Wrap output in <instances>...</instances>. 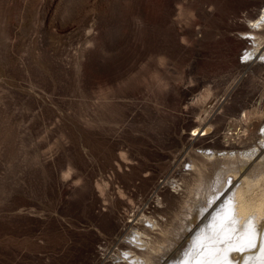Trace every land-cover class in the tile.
<instances>
[{
  "label": "rangeland",
  "instance_id": "374dc122",
  "mask_svg": "<svg viewBox=\"0 0 264 264\" xmlns=\"http://www.w3.org/2000/svg\"><path fill=\"white\" fill-rule=\"evenodd\" d=\"M263 1L0 0V264H91L157 199L153 241L176 237L182 199L217 187L221 140H259L264 64L240 62L238 35ZM186 168L182 197L156 192Z\"/></svg>",
  "mask_w": 264,
  "mask_h": 264
},
{
  "label": "bare ground",
  "instance_id": "6f19581e",
  "mask_svg": "<svg viewBox=\"0 0 264 264\" xmlns=\"http://www.w3.org/2000/svg\"><path fill=\"white\" fill-rule=\"evenodd\" d=\"M258 10L251 14L245 31L238 35L245 48L241 63L264 64V41L259 32L264 28V1ZM231 125L234 123L226 124L223 130ZM250 125L259 127V140L252 149L242 151L245 146L241 142L221 140L220 155L228 163L220 168L217 187L210 191L208 199H204L202 191H191L190 201L181 198V210L173 225L182 227L176 237L174 230H167L162 248L155 245L151 235L163 225V215L155 219L154 214L164 209L163 201L157 199L145 209H136L121 223L129 230V237L99 244L91 264H264V192L254 196L255 190L264 184V116L254 117ZM191 126L192 145L201 143V136L210 135L205 122ZM183 170L165 176L156 192L171 193L174 199L182 197L178 180L190 169ZM120 226L117 232H121Z\"/></svg>",
  "mask_w": 264,
  "mask_h": 264
}]
</instances>
